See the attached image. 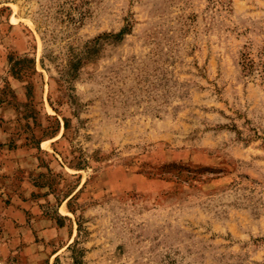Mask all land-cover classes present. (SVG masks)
Segmentation results:
<instances>
[{"label":"rangeland","instance_id":"1","mask_svg":"<svg viewBox=\"0 0 264 264\" xmlns=\"http://www.w3.org/2000/svg\"><path fill=\"white\" fill-rule=\"evenodd\" d=\"M76 241L81 264H264V0H0V264Z\"/></svg>","mask_w":264,"mask_h":264},{"label":"trees","instance_id":"2","mask_svg":"<svg viewBox=\"0 0 264 264\" xmlns=\"http://www.w3.org/2000/svg\"><path fill=\"white\" fill-rule=\"evenodd\" d=\"M131 25L127 23L120 32L118 33H102L87 41L81 50L77 53H72L68 57L66 69L59 72L60 76L64 77V81L75 79L79 71V66L83 63H94L100 58V54L106 44L113 45L121 42L124 35L130 33ZM252 62L245 55L242 56V68L249 69ZM13 70V69H12ZM14 71V70H13ZM15 72V71H14ZM66 78V79H65ZM68 79V80H67ZM65 127L67 126V119L64 122ZM80 231V224H78V232ZM78 242L76 241L73 246L70 247L71 258L73 264H81L82 250L77 247Z\"/></svg>","mask_w":264,"mask_h":264}]
</instances>
